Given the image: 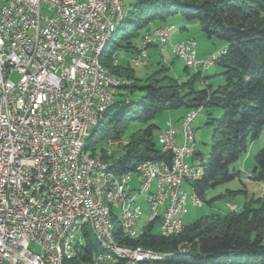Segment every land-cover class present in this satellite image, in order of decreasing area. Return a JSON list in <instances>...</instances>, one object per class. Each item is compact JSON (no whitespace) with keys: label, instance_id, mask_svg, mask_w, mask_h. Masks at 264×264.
<instances>
[{"label":"built area","instance_id":"1","mask_svg":"<svg viewBox=\"0 0 264 264\" xmlns=\"http://www.w3.org/2000/svg\"><path fill=\"white\" fill-rule=\"evenodd\" d=\"M113 9H122L118 0H0V264H56L53 239L74 212L94 215L107 242L104 217L85 171L93 162L113 161L85 157L79 153V143L98 108L115 99L110 97V79L91 65V53L109 28ZM171 27L152 28L142 36L144 43L166 47ZM180 53L191 59L196 73L210 68L212 55L199 59L194 39L185 40ZM135 54H140L136 64L147 65L141 52ZM114 60L128 62L120 52ZM14 74L16 81L11 80ZM199 112L200 108L190 110L181 120V131L190 132L191 142ZM157 142L171 160L155 165L162 186L145 212L148 224L143 231L153 226L166 236L180 231L182 217L188 214L183 180L191 178L179 152H187L188 160L190 145H180L170 122ZM136 171L145 172V181L138 183L143 192L149 187L145 164H138ZM132 182L126 173L116 176L106 171L95 178L99 193L116 195L115 210L128 204L130 192H135ZM115 186L125 187V197L117 196ZM193 200L196 207L202 205L200 199ZM230 205L238 212L237 205ZM164 206H171L170 215H163ZM138 212L137 202L132 221H124L125 233L137 235ZM166 218H174L173 227H165ZM82 241L87 248V237ZM142 254L150 253L122 251V259L137 264ZM100 257L94 255L95 260Z\"/></svg>","mask_w":264,"mask_h":264},{"label":"trees","instance_id":"2","mask_svg":"<svg viewBox=\"0 0 264 264\" xmlns=\"http://www.w3.org/2000/svg\"><path fill=\"white\" fill-rule=\"evenodd\" d=\"M128 1L130 11H126L122 21L124 26L121 28L120 24L116 28L104 52L115 62L111 67H104L120 79V85L115 89L117 94L112 106L82 149L90 156L100 154L102 159L113 161L112 169L118 174L132 171L145 162L168 163L171 154L161 151L153 137L158 128L151 121L164 112L200 108L205 111L206 126L212 131L207 159L201 158L197 165L202 175L193 184L204 202L208 189L239 178L240 172L233 166L259 138L264 127V0ZM176 16L196 23L208 40L221 43L215 51L223 49L226 53L213 64L221 68L223 86L212 89L196 71L188 73V78L181 82L164 68L141 81L134 76L129 61L120 60V64L114 60L119 52L121 58H125L123 53L136 55L146 32L153 26H170L169 18ZM214 114L220 116L213 117ZM133 123L145 127L136 131V138H128L121 151L115 147L116 151L107 156V141L124 138ZM101 143L106 148H99ZM254 161L253 175L249 178L264 180V146L255 154ZM239 193L226 190L220 198L235 197ZM245 197L238 212L214 220H197L184 225L182 232L173 237L160 236L153 226L143 231L145 225H142L133 239L125 237L116 227L114 240L120 246L150 253V257L137 264H264V196ZM85 237L87 248L82 246L76 250L71 264L88 262L96 254L108 257L103 264H128L102 249L90 233Z\"/></svg>","mask_w":264,"mask_h":264},{"label":"bare ground","instance_id":"3","mask_svg":"<svg viewBox=\"0 0 264 264\" xmlns=\"http://www.w3.org/2000/svg\"><path fill=\"white\" fill-rule=\"evenodd\" d=\"M125 0H118V5L122 6V9H113L111 20L109 22V28L103 31L99 40L97 41L96 48L91 53V65L99 73L105 77L110 79L109 88H110V97L115 98L114 91L120 85V79L113 76L110 73V70L104 67L103 64H100V58L106 50L107 43L109 39L112 37L114 30L122 23L126 16L125 10ZM171 29L168 30V34ZM150 43H144V40L138 45L136 52H141L142 62L143 64H147L146 56H147V48L150 46ZM170 41L166 40V47H160L161 50L169 47ZM177 47V48H176ZM172 52L176 58H179L184 66L187 69L192 70L191 68V59L184 58L183 53H180V50H185V41L175 43L171 46ZM226 52L223 49H218L214 54H212V59L210 61V66L213 65L214 61L217 57L224 55ZM129 64L133 67H146L147 65L136 64V61H140V54H136L134 57L130 58ZM196 71V70H192ZM114 102V101H113ZM113 102H104L103 107L98 108L97 114H95V118L91 121L90 127L88 131H85L82 139L79 143V153H84L85 157H93L102 159L99 155L90 156L86 153L82 147L84 143L89 139L92 131L98 126L99 122L102 119L103 114L112 106ZM192 135L194 136V130L192 127ZM180 145H190L188 159L192 158L195 153V141L191 142V135L189 131H181V139ZM108 148L118 147L121 151V148L126 144L124 141H112L108 140ZM107 156L112 154V149L106 150ZM179 161H186L185 163V172H187V178H191V180H183V203L187 204L188 194L185 190V186L189 189L190 192V202L196 206V202L194 199H200L193 187V184L198 181L202 175V170L199 166L188 163L187 162V152H179ZM166 163V162H159ZM159 163L154 162H145V169L148 173L149 187L145 188L142 192V189L138 191L136 195L133 192H130L128 204L118 205L116 210L114 209L116 205V195L114 193H99L98 184H95V178H97V174L104 173L107 171L108 175H116L123 176L126 173V176L132 178L137 175L140 177V183L145 181V172L144 171H136L137 167L129 172L125 173H116L112 169V163L105 162H93L91 165H88L87 171H85L86 183L91 184V194L96 195L97 207L101 212V215L104 217L105 229H106V237L107 242L104 238H102V233H100V229L94 220V215L88 212H74L72 216H70L68 222H66V227H61L59 229L57 235L53 239V255L55 256L56 264H71V260L76 250H79L80 247L84 246V241L86 240L85 234L90 233L91 236L96 238L105 251L113 253L115 256L122 259V251L124 252H134V249H130L128 247L120 246L114 240V229L117 227L119 231L127 238L133 239L136 235H130L129 233H125V225L124 221H132V217L137 211V202L136 198L138 196L145 195V207L138 212V219L135 223V234H137L138 224L143 219V225L148 224V217L145 215V212H148L152 206L154 196L156 194H160V189L162 186V179L158 172H156L155 165ZM115 193H117L118 197H125V187L115 186ZM229 209L231 212L234 211L233 207L229 205ZM171 206L163 207V215H170ZM174 226V218H166L165 219V227H173ZM183 230V227H180V231H174L170 235L162 236L164 238H169L178 235ZM138 251H142L143 253H149L141 248H136ZM122 250V251H121ZM101 255L99 260H95L93 258L85 263L80 264H103L106 262L108 258L104 254H96ZM150 257V254H142L140 257H137L138 261H143ZM128 264H135L131 261H128Z\"/></svg>","mask_w":264,"mask_h":264},{"label":"rangeland","instance_id":"4","mask_svg":"<svg viewBox=\"0 0 264 264\" xmlns=\"http://www.w3.org/2000/svg\"><path fill=\"white\" fill-rule=\"evenodd\" d=\"M128 0L124 1L125 4V10L128 12L130 11V7L128 5ZM125 19V18H124ZM168 24L172 26V30L168 34V39L170 41L169 48L173 46L178 40L184 39L188 40L187 38L194 39L197 44V52L200 53L201 51H207V50H215V47L221 46V43L217 40H208L206 36L200 31V28L198 25L194 22H186L182 18L176 16L169 18ZM124 26V23L122 22L120 27L122 28ZM183 26H185L187 29H183ZM117 29L114 30V33ZM113 33V34H114ZM182 42V41H180ZM165 50V49H164ZM154 48H148L147 54H148V66L147 67H131L134 71V76L144 81L148 76L154 74L161 68H164L165 70L168 69V73L172 78H175L176 80L179 79L181 82L185 81L188 78V73L192 74V70L185 71V66L183 62L179 58H173L171 57L170 53L166 52L163 53L162 51ZM215 52V51H214ZM164 54L161 55V54ZM105 54V53H104ZM102 55L100 58V64H103L104 66L111 67L113 66V58H109V54ZM124 57L126 56L125 53ZM214 54V53H213ZM123 56V55H122ZM135 55H133L134 57ZM126 58V57H125ZM129 58V57H127ZM132 58V57H130ZM129 58V59H130ZM128 59V60H129ZM120 60H117V63ZM147 61V56H146ZM221 68L215 64L210 66V69L206 70L202 76H204L208 82V85L212 88H218L220 86H223L225 84L224 77L221 74ZM18 79V76L16 74L11 76V80L16 81ZM114 94H117V91L114 92ZM185 113V110L178 109V110H172L169 112H164L161 114H158L156 117L153 118L150 124L157 126L158 129H156L153 133L154 139L157 141V137L159 134V131L164 129L166 127V122L170 120L177 119L181 117ZM219 115L214 114L213 117H219ZM181 120H179L177 127H180ZM207 123V116L204 110L200 111L195 121L193 122V130H194V138H195V153L192 158L188 159L187 162L199 165L200 159L202 158L203 161L207 159L208 152L210 150L211 146V129L206 126ZM175 126V124H173ZM145 125H138L137 123H133L129 129L127 130V133L124 137V139H128L131 136L134 138L137 137L136 131L140 128H144ZM128 141V140H127ZM264 146V127L261 131V134L257 140H255L247 150V153L239 159L235 163L233 167L237 168L240 172L239 178L236 180L226 183L220 187H216L215 189H208L205 192V201L202 202V205L200 207L194 206L190 202V192L189 189L185 186V190L187 191L188 199H187V208H188V214L182 217V222L184 225L191 224L197 220H214L217 217H224L227 213H231L228 210V202L225 204L226 201H230L232 204H236L237 206H242L245 195L247 194L248 199H258L264 196V180L261 181H254L249 178V175H253V168L255 166L254 156L255 154ZM99 148H106L105 143H101L98 145ZM100 150V149H99ZM99 150L96 154H99ZM113 151H116L115 148L112 149ZM117 154V153H116ZM100 155V154H99ZM118 155V154H117ZM133 182L132 187L135 189V192H133L134 195L138 193L140 189V186L138 183H140V177L137 175L133 176ZM226 190L230 191H240L239 194H237L235 197H226V198H220L222 195L225 194ZM246 192V194H244ZM145 195L144 196H138L136 198V202L140 204L141 209H144L145 207ZM190 204V205H189ZM189 205V206H188ZM226 208H225V206ZM194 206V207H193ZM143 219L139 222L138 228L141 229L143 225ZM93 238V237H91ZM94 239V238H93ZM124 261V259H121ZM120 262V261H119Z\"/></svg>","mask_w":264,"mask_h":264},{"label":"crops","instance_id":"5","mask_svg":"<svg viewBox=\"0 0 264 264\" xmlns=\"http://www.w3.org/2000/svg\"><path fill=\"white\" fill-rule=\"evenodd\" d=\"M171 26V25H170ZM154 27H156V26H153L152 28H154ZM183 29H187L185 26H183ZM187 39H190V38H187ZM184 39H181V40H178L177 42H180V41H183ZM150 48H154V49H158V47L155 45V46H151ZM149 48V49H150ZM161 50V49H160ZM214 51L215 50H207V51H204V52H200V53H198L197 52V57L199 58V59H206V58H208V57H210L213 53H214ZM163 53H166V52H168V53H170V55H171V57H173V58H176L175 56H174V54H173V52H172V49L171 48H169V47H167L164 51H162ZM161 54V55H163L164 56V54ZM126 56V58L127 57H129V55H132V54H125ZM123 61H126V60H123ZM121 62L122 61H120L119 63L121 64ZM210 69V68H209ZM179 79H180V76H179ZM207 84H208V82H206ZM188 111H185V113L181 116V117H179V118H177V119H174V120H168L167 122H166V124L168 123V122H170L171 124H172V126H173V124H175V126H173L176 130H177V133H178V138H179V140L181 139V124H180V127H177L176 125H178V123L177 122H179V120H182V118L186 115V113H187ZM181 123V122H180ZM162 130V129H161ZM160 130V131H161ZM159 131V132H160ZM247 195V194H246ZM230 203V204H232L230 201H226L225 202V204L226 203ZM230 204H228L227 206H228V210L230 211V209H229V205ZM190 205V204H189ZM188 205V206H189ZM234 205H236V204H234ZM225 206V205H224ZM194 207V206H193ZM239 207V206H238ZM225 208H226V206H225ZM240 208V207H239ZM227 209V208H226ZM231 212V211H230Z\"/></svg>","mask_w":264,"mask_h":264}]
</instances>
